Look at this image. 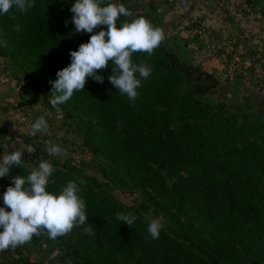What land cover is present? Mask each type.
<instances>
[{"label":"trees","instance_id":"obj_1","mask_svg":"<svg viewBox=\"0 0 264 264\" xmlns=\"http://www.w3.org/2000/svg\"><path fill=\"white\" fill-rule=\"evenodd\" d=\"M74 2L36 0L27 12L13 8L0 16V39L7 42L0 56L19 67L45 96L51 94L58 70L70 64V51L91 35L74 31ZM119 2L132 13L121 20L147 17H135L129 0ZM101 28L107 25L94 32ZM132 59L152 68L135 100L109 82L113 73L107 67L97 70L103 83L88 78L85 88L59 109L89 150L109 162L120 186L142 192L144 199L132 205L120 202L112 193V177L99 185L75 167L55 170L49 190L58 191L75 178L86 181L82 195L93 234L85 233V226H74L51 239V248L60 251V261L72 264H264L262 113L232 110L213 98L216 77L182 63L162 43L151 55L137 51ZM41 153L39 149L36 154ZM21 166H13L2 178L4 191L12 177L30 172ZM117 212L137 219L130 227L116 219ZM158 216L166 222L153 240L148 222ZM45 238L42 230L32 240ZM12 250L18 262L28 264L19 246Z\"/></svg>","mask_w":264,"mask_h":264},{"label":"clouds","instance_id":"obj_2","mask_svg":"<svg viewBox=\"0 0 264 264\" xmlns=\"http://www.w3.org/2000/svg\"><path fill=\"white\" fill-rule=\"evenodd\" d=\"M35 4L36 0H0V16L13 8L27 12ZM70 10L74 31L91 35L87 42L79 45L78 50L70 51V64L58 70L57 79L51 81L53 87L48 103L59 111V106L69 101L74 92L85 88L88 78L103 83L104 76L97 70L107 67H111L113 73L108 76L109 82L130 100H135L142 80L150 76L152 68L133 62V53L141 51L151 55L165 39L164 30L145 16L131 21L121 20V17L132 16V13L119 0H75ZM103 25L107 28L94 32L97 26ZM16 30L20 31L19 25ZM0 47H7V42L0 39ZM48 128L49 122L44 115L31 124L33 133L44 132ZM25 151L33 153L34 148L30 144L20 145L0 155V178L8 176L13 166L22 168V162L26 160L23 158ZM46 151L50 157L67 156L58 144L49 143ZM54 172L51 160L41 159L27 175L12 177V184L0 195L3 201V206H0V251L24 245L42 230L50 239L69 233L74 226H85V233L93 234L82 195L86 181L75 178L58 191L49 190ZM116 219L131 227L137 217L132 213L117 212ZM162 228L159 218L151 219L148 235L156 240Z\"/></svg>","mask_w":264,"mask_h":264},{"label":"rangeland","instance_id":"obj_3","mask_svg":"<svg viewBox=\"0 0 264 264\" xmlns=\"http://www.w3.org/2000/svg\"><path fill=\"white\" fill-rule=\"evenodd\" d=\"M129 2L135 5V17L146 14L154 25L164 30L165 39L161 43L176 54L182 63L200 67L216 77L217 85L213 88V98L219 97L221 103L232 110L238 107L240 112L244 111L251 115L260 111L264 117L262 78L264 69L260 62L263 57L260 53L247 54L248 51L243 47V42L248 38L239 31L234 21L221 8L205 6L202 9L203 12L199 13L200 7L193 5L189 0H129ZM195 10L197 16H195ZM186 11L192 14L190 18L187 17L189 12ZM221 17L226 21H222ZM222 22V30L216 32V28ZM0 64H4V78L29 90L25 112L26 121H29L30 126L41 115H44L49 122V128L39 132L38 138L32 133H29L30 136L27 133L23 134L24 138H35L36 146L33 147L37 151L39 149L43 151L37 161L51 160L55 170H67L66 167L83 170L97 179L99 185L110 182L108 177H112L114 180L112 193L120 202L132 205L143 201L142 192H131L120 186V182L110 174L109 162L102 155L89 150L83 136L74 128L71 119L65 116L62 109L59 111L54 109L48 103L50 97L30 85L31 79L27 78L19 67L2 56H0ZM50 115L53 116L50 117ZM19 139L24 145L23 139ZM49 143L58 144L67 152V156L65 158L50 157L46 151ZM28 144L31 145L26 141V145ZM38 163L34 164L26 160L22 162L28 169L38 166ZM1 180L2 178L0 183ZM157 218L161 223L166 222L163 216ZM53 251L56 254L60 253L57 248Z\"/></svg>","mask_w":264,"mask_h":264},{"label":"crops","instance_id":"obj_4","mask_svg":"<svg viewBox=\"0 0 264 264\" xmlns=\"http://www.w3.org/2000/svg\"><path fill=\"white\" fill-rule=\"evenodd\" d=\"M189 2L200 7L199 13L203 12L202 9L205 6L217 8L213 0H189ZM190 11H186L187 13L189 12L188 18L192 15ZM194 13L195 16H197L196 10ZM221 19L222 21L224 20L223 17H221ZM222 28L223 22L218 25L216 32H219ZM243 44V47L248 51L247 54L250 55L254 52L262 55L263 58L260 62H262L261 64L264 69V39L252 37L244 41ZM3 69L4 64H0V126L2 127V134L7 138L10 137V139L22 138L25 143L27 141V143H31L32 146H36L35 138H24L25 135H23L27 133V135L30 136L29 133H32L35 134L37 138L39 136V132H32L29 121H26L25 108L29 90L22 85H18V83H11L10 79L4 78ZM262 78L264 81V77ZM52 116L53 115H50V117ZM3 192L4 190L1 188L0 184V195H2ZM0 204H3L2 200H0ZM53 245L54 243L50 238H45L37 242L31 240L19 247L24 257L28 260V264H72L68 261H60L58 254L53 251L55 248H52V252H50L51 248H49V246ZM17 258L18 255L11 248L0 251V264H24L23 262H18Z\"/></svg>","mask_w":264,"mask_h":264},{"label":"built area","instance_id":"obj_5","mask_svg":"<svg viewBox=\"0 0 264 264\" xmlns=\"http://www.w3.org/2000/svg\"><path fill=\"white\" fill-rule=\"evenodd\" d=\"M215 4L221 8L239 28L248 39L254 37L264 39V0H213ZM24 142V141H23ZM21 144L19 138L10 139L0 132V155L6 151H12ZM24 145L26 143L24 142ZM33 147V146H32ZM33 153L24 152L26 161H34L38 157V151L35 147Z\"/></svg>","mask_w":264,"mask_h":264}]
</instances>
